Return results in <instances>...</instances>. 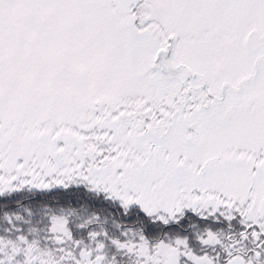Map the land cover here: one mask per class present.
<instances>
[{
    "label": "snow or ice",
    "instance_id": "1",
    "mask_svg": "<svg viewBox=\"0 0 264 264\" xmlns=\"http://www.w3.org/2000/svg\"><path fill=\"white\" fill-rule=\"evenodd\" d=\"M0 264H264V0H0Z\"/></svg>",
    "mask_w": 264,
    "mask_h": 264
}]
</instances>
